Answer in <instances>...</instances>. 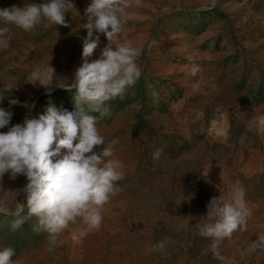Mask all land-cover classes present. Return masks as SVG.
I'll list each match as a JSON object with an SVG mask.
<instances>
[{
    "label": "rangeland",
    "instance_id": "rangeland-1",
    "mask_svg": "<svg viewBox=\"0 0 264 264\" xmlns=\"http://www.w3.org/2000/svg\"><path fill=\"white\" fill-rule=\"evenodd\" d=\"M43 2L0 0V9ZM71 3L68 27L42 22L25 32L7 25L0 107L13 114L9 128L49 106L75 110L74 93L56 87V80L50 95L26 80L37 66L51 65L70 86L83 62L91 0ZM122 23L120 40L141 50L142 74L122 98L106 102V116L90 113L106 144L119 140L113 158L124 165L101 227L74 241L72 233L85 227L78 219L51 245L49 234L35 228L36 218L13 230L14 217L0 214V250L14 248L17 264H264V252L250 251L264 234V133L250 130V121L264 115V0H129ZM106 44L100 35L93 59ZM26 183L23 175L5 174L0 190ZM236 186L245 190L252 215L246 230L219 242L217 256L213 240L198 235L195 225L213 222L211 199L221 193L229 199ZM18 199L26 204L25 195ZM161 241L165 249L153 251Z\"/></svg>",
    "mask_w": 264,
    "mask_h": 264
},
{
    "label": "clouds",
    "instance_id": "clouds-1",
    "mask_svg": "<svg viewBox=\"0 0 264 264\" xmlns=\"http://www.w3.org/2000/svg\"><path fill=\"white\" fill-rule=\"evenodd\" d=\"M128 6L129 0H91L85 10L87 23L83 27L87 29V37L83 42V62L70 86H64L56 78L51 65L37 66L27 75V84L42 86L49 95L54 80L56 87L74 93V111L49 106L44 114L38 117L29 114L23 123L9 128L13 114L0 107V129L8 128L7 132L0 131V181L5 174H10L12 180L19 175L27 179L23 188L0 190V214L14 217L10 225L13 230L36 218L35 228L47 232L49 243L55 245L57 236L79 219L85 227L79 235L72 233L76 241L101 227L104 206L120 191L117 183L124 178V165L113 158L119 140L106 144L97 126L98 117L90 113L106 116L109 112L106 102L122 98L142 74L137 63L141 50L129 41L120 40L124 31L122 13ZM72 9L71 0H44L40 4L0 9V22L5 25L0 27V48L9 47L7 25L25 32L33 31L42 22L45 27H68L65 14ZM100 35L106 37L107 44L99 57L93 59ZM197 71L194 68L193 74ZM9 105H20V101L9 99ZM252 128L264 133V115L250 121ZM163 151L162 147L154 150V162ZM21 195H25L26 204L19 202ZM251 215L245 190L236 186L229 199L223 193L211 199L207 217L213 222L195 227L198 235L213 240L212 248L218 256L219 242L231 238L238 230H246ZM165 247L161 241L152 250L163 251ZM257 250L264 252V234L251 243L250 251ZM15 256L14 248L4 247L0 250V264H17Z\"/></svg>",
    "mask_w": 264,
    "mask_h": 264
}]
</instances>
